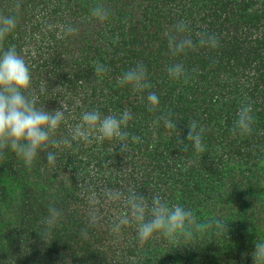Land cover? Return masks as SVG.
Returning <instances> with one entry per match:
<instances>
[{
	"label": "trees",
	"instance_id": "trees-1",
	"mask_svg": "<svg viewBox=\"0 0 264 264\" xmlns=\"http://www.w3.org/2000/svg\"><path fill=\"white\" fill-rule=\"evenodd\" d=\"M0 15L17 20L3 47L25 59L37 106H67L54 138L71 140L85 111L132 116L124 151L117 139L71 141L49 148L57 156L51 167L44 153L29 167L5 151L0 264H254L255 243L264 241V0H0ZM178 23L183 32L172 29ZM202 34L217 37L218 47L201 46ZM184 38L195 47L175 53ZM178 63L186 75L176 79L167 69ZM138 64L150 87L122 86ZM249 102L252 132L233 134ZM191 122L204 152L187 139ZM109 190L159 194L198 223L226 227L141 241L135 222L116 229L130 209ZM49 208L61 213L51 227Z\"/></svg>",
	"mask_w": 264,
	"mask_h": 264
},
{
	"label": "clouds",
	"instance_id": "clouds-1",
	"mask_svg": "<svg viewBox=\"0 0 264 264\" xmlns=\"http://www.w3.org/2000/svg\"><path fill=\"white\" fill-rule=\"evenodd\" d=\"M97 14L100 10L97 9ZM17 26L14 16L0 15V158L5 151L11 150L20 157L26 166H32L41 153L46 154L48 165L56 163V153L49 151L51 147H59L61 144L70 146L71 141H83L85 144L103 142L105 139H117L120 141V150L127 149L129 134L124 129L132 119L131 114L125 110L121 115H102L98 110L85 111L81 115V122L72 130L71 140L54 138L62 122L66 120L67 106L60 104L54 110H46L44 106H37V99L30 94L32 75L25 59L19 55L15 46L3 47V41ZM174 31L183 32L184 23L172 26ZM201 46L218 47V38L202 34L199 40ZM195 47L190 38L174 41V52L182 53L186 49ZM98 73L106 72L104 65H98ZM170 77L179 79L186 75L182 64H175L168 69ZM120 84H132L135 89L143 90L150 85L146 81V69L138 64L134 69H129L120 78ZM149 104L155 108L159 105V98L155 93L147 96ZM165 125L173 127L171 120L164 118ZM254 123L253 108L251 102L242 104L237 111V119L233 128V134L247 135L252 132ZM187 139L193 144L197 152H204L205 148L201 139V132L197 131L195 122L188 125ZM133 140L138 137L133 136ZM106 195L109 199H124L130 209V214L125 212L116 225V229L133 222L138 225V238L141 241L149 240L153 234L161 233L166 238L175 240L180 236L191 239L194 231H203L215 225L222 230L226 226L219 219L198 223L193 212L179 204L169 206L162 200L159 194H153L146 198L144 195L130 192L127 197L121 192L109 190ZM94 199V197H93ZM149 199L151 204L149 205ZM60 211L49 208V216L45 223L54 226L60 218ZM146 216L150 218L146 219ZM96 217L92 215V223ZM86 235V233H85ZM254 264H264V241L255 243L252 252Z\"/></svg>",
	"mask_w": 264,
	"mask_h": 264
}]
</instances>
